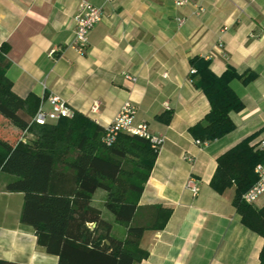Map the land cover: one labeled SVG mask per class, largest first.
<instances>
[{
	"label": "crops",
	"instance_id": "obj_1",
	"mask_svg": "<svg viewBox=\"0 0 264 264\" xmlns=\"http://www.w3.org/2000/svg\"><path fill=\"white\" fill-rule=\"evenodd\" d=\"M80 1L0 0V47L8 46L7 76L14 92L36 96L40 104L57 94L103 127L130 101L137 108L136 123L164 138L136 220L145 223L161 206L172 213L163 229L144 231L140 246L148 255L134 264H261L264 237L242 222L235 186L219 192L211 181L221 154L246 137L253 136V143L264 134V0H191L183 7L174 0H87L102 7L104 16L85 52L72 44ZM194 56L210 59L219 75L229 66L255 74L248 83L231 81L244 103L230 113L235 128L205 143L190 132L211 109L191 79ZM96 100L100 108L93 112ZM0 118L13 136L23 133ZM189 177L201 186L196 196L186 187ZM13 178L0 172V260L59 264V256L38 243L35 227L22 221L24 193L7 188ZM106 197L99 188L92 204L113 222V235L124 238L127 227L121 224L115 234L117 221ZM253 204L262 207L264 201Z\"/></svg>",
	"mask_w": 264,
	"mask_h": 264
},
{
	"label": "trees",
	"instance_id": "obj_2",
	"mask_svg": "<svg viewBox=\"0 0 264 264\" xmlns=\"http://www.w3.org/2000/svg\"><path fill=\"white\" fill-rule=\"evenodd\" d=\"M7 51V44L0 47V117L33 134L16 144L0 137V172L14 175L9 190L24 193L22 221L35 227L38 243L58 255L59 264H134L147 257L140 246L144 231L163 229L172 213L161 206L153 209L145 223L136 220L139 198L159 150L149 139L126 132L107 145L105 127L78 111L72 117L34 123L40 99L14 92L7 76ZM191 65L195 69L190 73L192 82L207 95L211 109L190 132L212 141L235 128L230 113L244 107L231 81L241 78L248 83L255 74H241L229 66L219 75L203 56L192 57ZM252 140L253 136L246 137L218 157L211 184L219 192L235 186L234 203L242 222L264 237V206L242 198L257 179L256 164L264 159ZM99 188L107 191V209L127 227L124 238L113 235V222L92 204ZM260 262L264 264V245ZM0 264L17 263L0 260Z\"/></svg>",
	"mask_w": 264,
	"mask_h": 264
},
{
	"label": "built area",
	"instance_id": "obj_3",
	"mask_svg": "<svg viewBox=\"0 0 264 264\" xmlns=\"http://www.w3.org/2000/svg\"><path fill=\"white\" fill-rule=\"evenodd\" d=\"M114 1V0H107ZM191 0H174V3L178 7L188 5ZM103 8L87 0H81L78 6V12L75 15L76 26L74 29L73 46L80 52H85L90 44L91 32L98 22L103 19ZM182 20L180 19V22ZM59 50V49H58ZM56 49L52 50L55 53ZM195 69L191 68V72ZM128 78L135 80L134 77L127 75ZM50 104V107L46 103ZM100 108V102L96 100L92 106V111L97 112ZM75 113V109L66 102L61 96L57 94H51L47 98H43L36 114L33 117L34 123L46 124L50 121H56L62 117H72ZM136 106L128 101L126 102L114 120L105 126V134L103 136V142L107 145H111L117 138L120 132H126L130 134H137L150 140L152 146L159 150L164 138L154 135L150 132L148 125L144 122L136 123ZM29 129L23 130V135L20 140L27 141ZM197 143H202L200 139L196 140ZM255 150L264 152V134H262L255 142L252 143ZM188 159L193 160L189 157ZM255 173L257 175L256 181L245 191L242 198L247 203H255L259 197L264 194V159L258 162L255 166ZM186 187L192 192L194 196L198 195L201 186L194 177H189L186 182Z\"/></svg>",
	"mask_w": 264,
	"mask_h": 264
},
{
	"label": "rangeland",
	"instance_id": "obj_4",
	"mask_svg": "<svg viewBox=\"0 0 264 264\" xmlns=\"http://www.w3.org/2000/svg\"><path fill=\"white\" fill-rule=\"evenodd\" d=\"M6 123V124H5ZM0 126H2V130H0V136H9V138L12 140L13 142H17L18 140H20V137L23 135L21 133V131H19V133H17L15 136L12 135V128L9 127V124L7 123V121H5V119L0 118ZM258 203H262V201H264V195L260 196V198L257 200ZM264 206V204H261ZM115 234L118 228H123V225L118 224L117 222H115Z\"/></svg>",
	"mask_w": 264,
	"mask_h": 264
}]
</instances>
